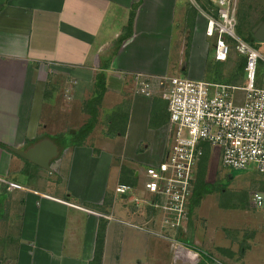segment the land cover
<instances>
[{
    "label": "crops",
    "instance_id": "0c3cea01",
    "mask_svg": "<svg viewBox=\"0 0 264 264\" xmlns=\"http://www.w3.org/2000/svg\"><path fill=\"white\" fill-rule=\"evenodd\" d=\"M135 1L0 0V100L7 99V95L12 97L14 93L16 98H20L21 85L24 83L22 98L27 100L28 121L36 112L39 117L43 103L50 111L56 110L55 115L60 112V120L67 116L72 102L79 97L77 94L91 92V87L87 85L94 83V77H83L84 70H93L95 76L101 64L107 65L104 69L105 91L96 106V122L81 144H72L69 139L58 136V132L63 129L49 124L47 116L41 125L45 134L35 138L39 129L38 118L35 126L27 122L17 136L19 138L7 143L10 144L8 149L11 146L25 149L41 138L52 139L59 153L50 161V170L37 165L36 168L31 165V169L28 166V170L34 178L40 176V170H44L49 174H57L60 180L40 189L6 178L9 171L5 167L4 176L0 174V264H90L95 239L101 227L103 243L100 264H105L108 251L112 245H116L115 238H121L122 231L127 230L123 224L144 226L146 230L143 229V232L146 233L149 228V232L160 237L152 239L155 243L152 255L160 264V244L165 241L171 242L170 248L176 251L171 264H211L213 259L226 264H246V249L240 253L237 243L244 238L243 234L249 239L245 248L257 244L264 251V207H254L250 202L253 191L264 190L249 189L245 202L241 204L233 192L229 200L218 206L220 211L216 219L218 228L223 231L222 236L226 238L223 242H219L216 237L218 228L214 231V239H206L203 238L206 229L201 231L199 226L191 225L189 203L193 194L187 201L183 226L177 229L162 226L161 211L149 204L150 199L156 197L142 188L144 172L146 167L163 159L171 130L166 101L156 93V89L151 96L135 91L132 76L136 73L145 74L155 86L156 79L167 71V55H170L172 43H175L174 68L186 70L187 74L180 77L192 76L195 79L199 75L198 68L201 66L202 74V69H206L209 63H197L200 60L194 56L199 45L197 43L201 42V46L204 44V50L208 44L204 42L203 37L206 36L201 32L204 19L198 12L189 32L186 18L191 12L189 7L181 12L182 25L178 23L174 26L170 3L175 0H141L132 20L131 34L122 40L111 55L113 41L123 31L130 6ZM188 5L193 7L189 2ZM263 14L264 11L259 15V22L264 20ZM189 33V47L186 49ZM173 35L176 36L174 41ZM164 57L166 63L163 62ZM182 60L183 66H180ZM52 61L76 67L72 77L74 84L70 87L71 100L64 101L60 106L53 103L55 88L48 87L46 91L43 71L39 69V73L35 74L36 65ZM215 61L211 58V62ZM215 79L209 80L224 82ZM240 79H236L235 83H241ZM106 98V113L124 109L121 123L111 129L110 123L104 120L105 115L100 113L101 102L106 101ZM84 99L79 98V102L74 104V109L81 115L80 120L75 121L79 123L77 128L83 124L82 116L88 115L83 110ZM154 101L158 107L153 105ZM5 105L0 103V112L1 108L6 109ZM161 106L164 107V113ZM64 120L67 121V118ZM76 127L73 125L70 135L75 133ZM2 138L0 136V141L5 143ZM0 152L4 153L8 161L13 160L18 170L22 171L25 167L26 159L10 149L11 153L1 148ZM111 168L115 176L114 187L124 183L133 187L130 192L118 194L114 189L106 188L109 175H104V171ZM55 188L60 192L57 193ZM193 191L192 187L191 193ZM134 196L142 201L133 204ZM230 200L234 202L228 205ZM206 217L209 219V216ZM207 228L215 229L211 226ZM158 231L161 235L156 233ZM142 234L138 236L140 243L145 238ZM230 234H234V238H227ZM133 256L135 258L131 259L140 260L137 253ZM116 259L119 260L118 255Z\"/></svg>",
    "mask_w": 264,
    "mask_h": 264
},
{
    "label": "built area",
    "instance_id": "2783aa9c",
    "mask_svg": "<svg viewBox=\"0 0 264 264\" xmlns=\"http://www.w3.org/2000/svg\"><path fill=\"white\" fill-rule=\"evenodd\" d=\"M204 19V35L212 38V58L224 61L234 49L244 56L242 84L160 76L153 86L145 74L132 76L134 90L166 101L170 123V141L163 159L146 167L142 188L155 195L149 204L162 213L161 224L171 229L183 226L187 201L195 180V168L204 145L221 149V164L228 171L254 168L264 173V86H256L258 63L264 65L259 51L236 32V0H207L203 10L196 0H187ZM242 92V98L235 96ZM132 186L118 183L114 191L125 194ZM137 196L133 204H139ZM251 205L264 207V192L253 191ZM145 229L144 226L131 224ZM148 230V229H147ZM161 235V232H156ZM211 264H226L213 259Z\"/></svg>",
    "mask_w": 264,
    "mask_h": 264
},
{
    "label": "rangeland",
    "instance_id": "374dc122",
    "mask_svg": "<svg viewBox=\"0 0 264 264\" xmlns=\"http://www.w3.org/2000/svg\"><path fill=\"white\" fill-rule=\"evenodd\" d=\"M200 8L203 7L202 1L201 0H196ZM171 6V17L174 23V26L177 25L178 23L182 25L183 22H181V18L183 15H181V12L184 8L188 7V1L187 0H175L173 3H170ZM194 7V6H193ZM241 7V12L239 13L238 11L236 12L237 15V25L241 24V22L246 23L247 28L253 26L258 20H259V15H261L264 11V0H236V9ZM195 8V7H194ZM197 10V8H195ZM199 13V11L197 10ZM238 14L240 17H242L241 21L238 19ZM200 16V13L198 14ZM178 24V25H179ZM204 20L201 24V32L204 35ZM186 31V30H185ZM200 34V36L202 35ZM252 34V32H251ZM240 35V34H239ZM199 36V37H200ZM241 36V35H240ZM176 38V36L172 37L173 41ZM204 42L208 44V48L204 50V44L201 46V42L197 43L198 49L195 51L197 53H194V56L199 60V65H204V63L208 62L206 66V69L204 70V73H200V67L199 69V75L195 79H202V80H207L210 81L209 79L216 78L219 80H224V79H229L231 76L230 70L233 69L235 65V61L237 57L239 56L238 54L235 53V50H231L227 59L225 62H211L212 58V49H211V43H212V38L210 37H203ZM251 42H258L257 45L258 47H261L262 49L264 48V42L263 41H257L256 39L251 38ZM203 43V42H202ZM175 43H172L171 46V51H169L170 55H167V64L169 65L167 68V71L165 73V77H168L169 75H177V76H184L187 74L186 70H181L178 68H174V57L176 55V47L174 45ZM263 46V47H262ZM198 54V55H197ZM169 57V58H168ZM163 62L166 63L165 57L163 58ZM162 63V61H161ZM61 66H66V68H61ZM180 66H183V60L180 63ZM36 71L35 74L39 73V69L43 71V75H45L46 80H45V87L46 91L49 90L48 87H54L56 90V98L54 99L53 103L57 106H60L64 101H70L71 100V89L70 87L73 86L74 84V79H72L74 73H75V68L73 66H68L65 65V63H61L59 61H52V62H46V64H42L40 66H35ZM190 68V67H189ZM65 69V70H63ZM260 69V71H259ZM195 70V68H194ZM91 71V70H90ZM89 70L85 71L82 73L83 77L87 79V77H94L93 70L90 72ZM259 71V73H258ZM78 72V71H76ZM229 72V73H228ZM260 77L262 83H264V65H257L256 69V77ZM21 74V71H20ZM137 74V73H136ZM203 75V76H202ZM190 76H188L189 78ZM192 78V76H191ZM193 79V78H192ZM245 82V77L243 75L241 83ZM238 83V84H241ZM24 83L21 85V90H20V98H16V94L12 93L13 96L10 97V95H7V99L5 100H0L1 104L6 103L4 108H8L9 110L6 111V109L1 108L0 112V136H2V140L6 143V147L8 148L12 141H16L18 135H20L21 130L23 131V128H25V125L27 122H30V124H35L36 119L39 120V129L36 132V137L42 136V134H45L43 131V128L41 127L42 123L45 121L44 117L47 116L50 119L49 124H53V127H59L62 128L63 131L58 132V136H61V138L65 139H75L74 137L78 138L80 137V132L77 134V132L73 135L70 136V132L73 125L74 127H78L79 123L75 122L80 120V113H78L74 109V104L78 101L79 98L82 100V98H85L84 101L86 100V103L88 105H92L94 102L91 101L92 95H96L95 91L92 89H95L94 86L95 84L92 85H87L91 87V92L90 94H85L82 92L78 93L77 95L79 97H76L75 101L72 102V108L70 112L68 113L67 116H64L60 120V110L58 109L56 115L54 112L56 111H50L45 107V104L43 103V106L40 110L39 117L38 113H34L28 121L27 117V100L25 98H22V94L24 91ZM75 89V88H74ZM76 90V89H75ZM54 92V91H53ZM83 93V94H82ZM55 94V93H54ZM26 95V94H25ZM235 96L238 99L242 98V92L241 91H236ZM108 99L106 98V101L103 103L101 102V107H100V113L104 114V120L112 125H118L121 123L120 119H117L116 117H112L111 113L109 111L106 113V106H107ZM40 102H37V105H39ZM97 110V107H96ZM6 111V113L3 115V112ZM84 112H87L84 110ZM97 116V115H96ZM67 118V121L64 120V118ZM83 120L82 122H86L88 119L89 115L85 116L83 115ZM62 122H65L62 124ZM75 122V123H72ZM5 123V124H4ZM62 124V125H61ZM72 124V125H71ZM35 126V125H34ZM70 126H72L70 128ZM76 127V128H77ZM69 128V129H68ZM79 136V137H78ZM1 142V141H0ZM3 143V142H2ZM26 143L23 144L25 146ZM13 147V146H11ZM1 149L9 152L8 149L2 148ZM204 156L202 157L200 163L202 166V170H200V173L204 175L205 181L203 183H198L194 187L195 191H193L192 198L190 199V222L191 225H196L199 226L201 231L205 230V235L203 234V238L206 239H214V231L218 228L219 223L217 221V214L219 215V205L223 204L226 200L230 199V194L235 192L236 196L239 198V202L242 201V203L245 202V197L247 196V193L249 189H259L257 186L259 185V182H264V173L263 172H258L254 170V168H249L245 170L241 169H232L228 171L226 168H224L221 164V149L217 145H204ZM27 166H31L30 164H27ZM199 166V165H198ZM9 171V175L6 174V178L15 180L21 184H29L30 186L44 189L46 188L48 183H57L55 180H60V177L57 176L55 173H47L46 171L43 170V172L40 170V173L38 177L34 178L32 176L31 172L27 169L26 170H18L15 167L14 161L10 160L5 157L4 153L0 152V174L4 176L3 171L5 170ZM8 168V169H7ZM31 169V168H30ZM198 169V167H197ZM15 173V174H14ZM63 173V172H61ZM107 173L109 175V179L106 181L108 182L107 189L108 190H113L114 189V183H115V176L113 174L112 168L107 171H104V175ZM231 173L233 176L229 177L228 174ZM14 174V175H13ZM202 179V178H201ZM105 182V181H104ZM106 184V183H105ZM63 185V183H62ZM201 185V186H200ZM60 187V186H58ZM54 188V187H51ZM56 189V188H55ZM57 188L55 191L57 193L60 192V190ZM52 191V190H51ZM63 193V192H62ZM234 193V194H235ZM252 194V193H251ZM250 195V194H249ZM244 196V197H243ZM198 197V200H196ZM232 197V198H235ZM196 200L197 204H195L193 200ZM142 200L139 199V202ZM234 202L232 200L228 201V205H231V203ZM199 204V205H198ZM198 205V207H197ZM196 207V208H194ZM207 216H209V219H207ZM186 219V218H185ZM213 220V221H212ZM215 228V229H208L207 227ZM123 227L127 228L126 231H122V237L119 239L115 238V246L112 245L110 248L111 250L108 251L107 254V262L105 264H160L155 258H153L152 252L154 251V241L152 239H157L160 238L159 236L153 235L152 232H143L144 230L138 227H132V226H127L123 224ZM149 229V228H148ZM143 230V231H142ZM217 239L219 242H223V239H226L225 236H222L223 231H221L219 228L217 229ZM126 232V235L124 233ZM143 233V237L145 236L144 240L142 243L138 239H140V234ZM209 236H207V235ZM234 234H230V236H227V238L232 239ZM243 239H241L238 243L244 246L246 244V241L249 240L246 236H243ZM246 238V239H245ZM121 239V240H120ZM122 239H125L124 241ZM131 239H134L135 241H138L139 243L133 242ZM146 239V240H145ZM121 243V244H120ZM171 243V242H170ZM170 243L165 241L163 244H160L161 248V253H160V258L162 259V263L164 264H171L172 263V258L173 255L176 253L175 248H170ZM115 249L116 251H112ZM246 249V264H264V251L262 250L261 245H251L249 249ZM138 254L140 260L137 261L133 255ZM116 255L119 256V260L116 259ZM160 259V260H161ZM161 263V264H162Z\"/></svg>",
    "mask_w": 264,
    "mask_h": 264
},
{
    "label": "trees",
    "instance_id": "16d2710c",
    "mask_svg": "<svg viewBox=\"0 0 264 264\" xmlns=\"http://www.w3.org/2000/svg\"><path fill=\"white\" fill-rule=\"evenodd\" d=\"M201 1H202V5H203L202 9L203 10H207V8L210 5L209 2L207 0H201ZM140 3H141V0H137V1H135V2H133L131 4L130 9H129L127 23L124 26L123 31L121 32V34H119L114 39L113 44L111 46L112 47V49H111V55L118 49V47H119L120 43L122 42V40H124L125 38H127L131 34V24H132V20H133L134 14H135V10H136V8L138 7V5ZM188 7H189V9H190L191 12L189 13V15L186 18H188L187 19V26L189 28V32H191V30L193 28L194 16H195V14H196L197 11L193 7H191L190 5ZM237 11L240 13L242 11L241 10V7H239L237 9ZM262 17L264 19V14L262 15ZM238 19L240 21L242 19V17H240L239 14H238ZM257 22H259V20ZM251 28H252V26L247 28L246 23H244V22L242 23L241 22V24L236 25V32L238 34H240L243 39H245L246 41H248L253 47H255L256 49H258L261 52L264 51L261 47H258V45H257L258 42H251L250 41L251 38L254 39V37L251 34ZM189 38H190V33L188 34L187 39H186L187 40V42H186V49L189 47ZM244 64H245V58H244V56L239 55L237 57L236 61H235V65H234L233 69L231 71H229L230 72L229 75L231 77L229 79H227V80L226 79H224V80L222 79L221 81H224V83H228V84H237V83H235V81H236V79L238 80L239 77H241L240 81H242V77L244 75V70H243ZM261 64L262 63H259V65H261ZM100 66L101 67H99V70L95 73L94 83H93V84H95V86H94L95 89H93V90L95 91L96 95H94V96L92 95V97L90 98L91 101L94 102V103L92 105H88L86 103V100L83 102V110L87 111L89 117L86 120V122H84L75 131V133L77 132V134H79L82 131L80 133V137L78 136L79 139L76 138V137H74L75 139H73V140L72 139H69L72 142V144L73 143H75V144H81L82 139L89 133V131L93 127L94 123L96 122V114H97L96 106H97V104H99V102H100V100L102 98V95H103V93L105 91V73H104V69L107 68V65H105L104 63L101 64ZM259 71H260V69H259ZM259 71H258V73H259ZM258 73H257V77L255 79V85L256 86H262V85H264V83H262L260 77H258ZM215 80H219V79H215ZM153 105L155 107H158V103L156 101L153 102ZM165 107H166V103H165ZM161 108H162L161 109L162 113H164L165 112L164 107L161 106ZM111 116L114 117V118L116 117L117 119H120V121H121V119L124 118V109H119V110L116 109V110H114L113 112H111ZM167 118H168V115L166 117V120H167ZM114 126L115 125L110 124L109 125V129L113 128ZM75 133H73V135ZM73 135H70V136H73ZM0 147L8 149L6 147V145L4 143H2V142H0ZM203 156H204V149H203V154L201 155V157H200V159L198 161V164H197L198 169L196 168V173H195V179L196 180L194 181V185H193V190L194 191H195L194 187L196 186V184L198 185V183H200V184L201 183L204 184V182L206 183L204 175H202V173H200V170H202L201 169L202 166H200L201 165L200 161H201V159H202ZM24 162H25V167H23L22 170H26L27 169V171H28V168L29 167L27 166V164H30V165H32L35 168L37 167L36 165L28 162L27 160H24ZM30 168H31V166H30ZM257 187L260 190H264V182H262V183L259 182V185ZM196 200H198V197H197ZM196 200L195 199L193 200V201H195L194 202L195 204H197ZM239 203L241 204L242 201H240ZM102 233H103V228L101 227V228H99V231L97 233V237L95 239L94 252H93V257H92V259L90 261V264H100L101 255H102V243H103ZM245 246L246 245L242 246L241 244H239L238 250H239L240 253H242L244 251Z\"/></svg>",
    "mask_w": 264,
    "mask_h": 264
},
{
    "label": "water",
    "instance_id": "95a60500",
    "mask_svg": "<svg viewBox=\"0 0 264 264\" xmlns=\"http://www.w3.org/2000/svg\"><path fill=\"white\" fill-rule=\"evenodd\" d=\"M251 32L254 39L264 41V20L253 26ZM9 149L22 158L47 170H50V161L59 153L57 145L49 137L41 138L25 149L15 147H10ZM228 176L231 177V173Z\"/></svg>",
    "mask_w": 264,
    "mask_h": 264
}]
</instances>
